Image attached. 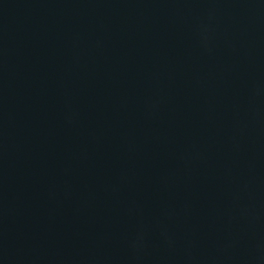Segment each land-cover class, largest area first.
<instances>
[{"label": "water", "instance_id": "1", "mask_svg": "<svg viewBox=\"0 0 264 264\" xmlns=\"http://www.w3.org/2000/svg\"><path fill=\"white\" fill-rule=\"evenodd\" d=\"M264 173V0H29Z\"/></svg>", "mask_w": 264, "mask_h": 264}]
</instances>
